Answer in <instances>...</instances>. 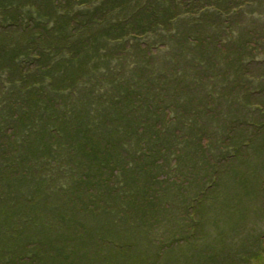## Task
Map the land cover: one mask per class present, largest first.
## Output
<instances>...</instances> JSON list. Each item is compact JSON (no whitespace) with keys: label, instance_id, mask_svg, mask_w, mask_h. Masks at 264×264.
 <instances>
[{"label":"trees","instance_id":"1","mask_svg":"<svg viewBox=\"0 0 264 264\" xmlns=\"http://www.w3.org/2000/svg\"><path fill=\"white\" fill-rule=\"evenodd\" d=\"M230 1L0 0V264H163L203 228L220 169L201 139L215 106L232 101L205 82L240 90L255 36L244 28L239 59L214 39L208 10ZM165 37L174 44L158 69L152 49ZM222 133L224 142L233 132ZM173 208L178 231L152 253L84 220L107 215L133 228Z\"/></svg>","mask_w":264,"mask_h":264},{"label":"rangeland","instance_id":"2","mask_svg":"<svg viewBox=\"0 0 264 264\" xmlns=\"http://www.w3.org/2000/svg\"><path fill=\"white\" fill-rule=\"evenodd\" d=\"M236 3L221 2L226 9L224 12H219L218 9L208 10V21L211 23L209 29L214 39L221 42L225 52H229L232 47L237 48L238 59L245 51H240L242 43L245 44L243 40L248 41L249 37L244 28H255L252 30L255 36L251 37L253 46L240 59V73L244 74L240 90L234 86L228 88L226 85L229 82L222 78L212 77L205 82L208 91L217 99H222V94L232 99L221 100L220 105L215 106L216 119H205L214 130L210 128L209 135L201 139L204 146L209 141L212 142L214 148L210 151L208 147L206 154L219 162V176L213 194L217 195L209 196L202 208L203 228H197L195 236L190 240L175 244L162 258L163 264H166V257L171 263L179 261V264H264V186H260V178L264 177V150L260 151L264 148V126L259 127L260 102L264 99V0H255L243 6H236ZM249 11L254 13L249 14ZM241 35L243 40H240ZM149 38L151 42L157 40L155 35H148L147 39ZM172 44L174 41L165 37L164 42L152 49L159 54V63H154V67L166 68L160 61L168 58L165 46ZM194 55L198 53L195 52ZM222 63L218 60L217 70ZM226 76L228 80L233 78L232 74ZM239 92L240 97H235ZM221 121L225 122L223 126ZM232 125L236 127H231ZM180 130L185 133L189 131L182 126ZM227 131L229 134L233 133L223 142L222 132ZM223 145L227 147L224 148ZM165 195L177 196L173 188L167 190ZM159 216V219L149 217L148 222L140 226L134 224L136 227L133 228L116 224L107 215H91L84 220L94 234L104 233L102 225H105L110 230L107 234L115 239L130 243L136 241L140 250L152 253L158 246L171 240L172 232L178 231L176 220H179L181 214L178 208H173L164 210ZM70 245L73 246L72 243ZM134 247L131 251H134ZM151 259L150 256L147 263H151Z\"/></svg>","mask_w":264,"mask_h":264}]
</instances>
